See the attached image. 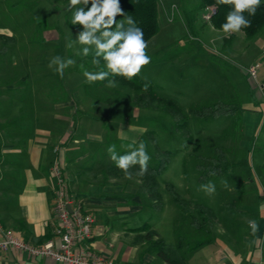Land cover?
I'll return each mask as SVG.
<instances>
[{
	"label": "rangeland",
	"instance_id": "rangeland-1",
	"mask_svg": "<svg viewBox=\"0 0 264 264\" xmlns=\"http://www.w3.org/2000/svg\"><path fill=\"white\" fill-rule=\"evenodd\" d=\"M68 2L0 0V34L15 38L9 52L0 54L2 90L9 93L14 87L13 95L28 114L34 112L32 104L63 101L70 104L68 111L79 110L77 118L86 114L101 120L105 128L112 127L110 144L116 145L119 154H125L126 146L133 140L137 144L144 141L151 157L150 167L158 166L157 146L170 152L168 167L159 178L162 211L153 210L147 199L142 204L144 209L133 215L132 223L148 225L170 248H175L181 239L185 262L200 264L196 259L204 250L231 247L235 242L245 250L244 238H254L258 233L252 234L248 221L256 220L259 228L264 225V32L252 40L241 31L225 35L213 30L205 18L211 14L209 10L216 11L215 6L198 10L201 0H160V31L148 42L151 62L138 76L187 113L193 107L219 101L238 107L235 115L214 121L190 116L191 140H187L175 130L168 115L124 104L132 95L129 90L117 85L109 88L99 82L85 83L81 64L90 71L95 67L90 56L77 54L82 45L66 47L68 40H75L82 30L70 23ZM196 10V19L190 25L189 19ZM55 56L76 62L65 70L63 78L48 67ZM253 65L259 66L256 78L248 71ZM115 97L119 104H113L118 102ZM70 130L74 132V128ZM216 148L226 152L232 166L221 178L209 180L216 190L207 195L200 185L209 181L200 182L197 167L199 157L211 156ZM106 170L112 180H127L123 171ZM128 181L140 180L133 177ZM169 185L181 198L214 212L216 221L211 235L190 226L189 215L175 204ZM202 240H210V244L191 249ZM261 254L258 261L264 264V247Z\"/></svg>",
	"mask_w": 264,
	"mask_h": 264
},
{
	"label": "crops",
	"instance_id": "crops-1",
	"mask_svg": "<svg viewBox=\"0 0 264 264\" xmlns=\"http://www.w3.org/2000/svg\"><path fill=\"white\" fill-rule=\"evenodd\" d=\"M2 89L0 86V240L4 231L35 245L55 237L51 170L57 157L54 149L61 146L58 157L69 190L96 219L87 245L117 264H169L155 252L146 224L132 223L133 215L149 199L138 193L140 181L112 180L106 173L112 166L107 153L112 145V119L110 128H105L95 117L82 114L77 118L79 110L68 111L70 104L63 101L32 104L34 112L28 114L13 95L14 87L9 93ZM263 229L264 225L254 238H244L245 250L235 242L231 247L204 250L196 260L200 264H262L258 258L264 247ZM172 259L180 263L175 254ZM0 264L58 263L9 250L0 251Z\"/></svg>",
	"mask_w": 264,
	"mask_h": 264
},
{
	"label": "trees",
	"instance_id": "trees-1",
	"mask_svg": "<svg viewBox=\"0 0 264 264\" xmlns=\"http://www.w3.org/2000/svg\"><path fill=\"white\" fill-rule=\"evenodd\" d=\"M159 3L160 0H120V5L125 15L124 17L117 16L116 19L119 21L131 16L136 21V25L143 30L144 39L149 42L160 31ZM208 6L216 7V11L212 15L210 22L215 26L216 30L222 31L221 25L226 21V16L228 12L232 10V6L218 4L217 0H201L197 9L203 10ZM196 14L197 10L189 19L190 25L195 21ZM244 15L246 18L250 19L252 23L251 27L243 28L241 29V32L244 33L248 40H252L264 32V0H261V5L257 9L255 16H248L247 12H245ZM230 39H232V37H230ZM14 43V37L0 34V54H7L10 50V46ZM93 54L94 53H90L88 56L93 59ZM101 64L103 65L102 60ZM109 79L115 80L116 85L119 88L127 89L132 92V95L129 96L128 101H125L124 104L141 110H152L168 115L174 122L175 130L187 140H191V133L188 125L190 116L206 122L214 121L220 117L235 115L238 109L236 104L219 101L211 105L193 107L187 113L176 101L159 94L151 83L142 80L139 76L134 77L132 80H127L121 76H110ZM26 80L27 76L22 82H25ZM106 84L107 81L99 82V85L102 86H106ZM145 84L149 85L147 91L144 90ZM115 99L118 98L115 97ZM109 103L112 104V101H109ZM119 103L120 101L118 99V102L113 104L116 105ZM170 159L171 153L162 151L157 146L156 160L158 161V166L156 168L148 165V171L143 176L136 175L139 171V165H136L131 169L132 178L136 177L141 181L138 187V193L140 195H147L150 199L152 209L157 212L162 211L163 209L162 197L159 192V178L167 169ZM199 162L197 168L200 173L199 180L201 183L208 182L213 178H221L232 166L228 155L222 148H216L211 156H200ZM110 171L119 172L121 170L114 165L110 167ZM210 173L215 174L212 175ZM168 190L175 204L189 215L190 226L199 232H205L208 235H211L216 221L214 212L203 204L193 205L191 202L181 198L176 190L170 185L168 186ZM144 228L148 231V236H150L155 252H157L162 259L169 264H186L184 257L181 254V251L183 250V242L181 239L175 248H170L166 245L164 240L160 238L157 231L151 229L148 225H145ZM155 237L157 239L153 241L152 239ZM209 244L210 240H202L191 247V249L196 250ZM172 254L177 256L180 263L173 261Z\"/></svg>",
	"mask_w": 264,
	"mask_h": 264
},
{
	"label": "clouds",
	"instance_id": "clouds-1",
	"mask_svg": "<svg viewBox=\"0 0 264 264\" xmlns=\"http://www.w3.org/2000/svg\"><path fill=\"white\" fill-rule=\"evenodd\" d=\"M218 4L231 5L232 10L228 12L226 21L221 25L225 35L240 32L243 28L251 27V20L248 16H255L261 5V0H217ZM91 5L88 7V5ZM66 10L72 13L70 23L79 25L82 30L76 35L75 40H68L66 47L72 48L75 44L82 45L78 55L87 57L93 54L91 61L95 70L85 69L81 64V70L85 83L107 81L106 87H116V82L109 79L110 76H121L132 80L138 76L143 67L151 62L147 54L148 42L144 39L143 30L136 25V21L128 16L117 21V16L124 17L120 0H69ZM210 27L215 30L214 25ZM103 61V65L101 64ZM76 62L69 58L60 56L53 57L48 67L53 69L61 78L65 70ZM149 85H144L147 91ZM122 147H125L122 145ZM128 151L121 155L116 151V145L112 144L107 148L109 158L118 169L123 171L126 179L132 178L131 169L139 165L138 176H143L148 171V162L151 159L147 152V145L144 141L138 144L135 140L127 146ZM214 175L215 173H210ZM207 195L215 193V185L211 181L200 185ZM248 226L254 235L259 230L256 220H249ZM51 247V245H48Z\"/></svg>",
	"mask_w": 264,
	"mask_h": 264
},
{
	"label": "built area",
	"instance_id": "built-area-1",
	"mask_svg": "<svg viewBox=\"0 0 264 264\" xmlns=\"http://www.w3.org/2000/svg\"><path fill=\"white\" fill-rule=\"evenodd\" d=\"M209 11L211 14L205 17L207 20H211L215 13V10ZM258 68V65L249 68L251 77H257ZM62 149L61 146L55 147L57 157L51 170L54 181V210L57 218L55 237L43 244L35 245L11 231H4L3 239L0 240V251L16 250L33 258L49 259L58 264H117L87 245L92 237L96 219L92 214L84 211L83 204L69 190L58 157Z\"/></svg>",
	"mask_w": 264,
	"mask_h": 264
}]
</instances>
